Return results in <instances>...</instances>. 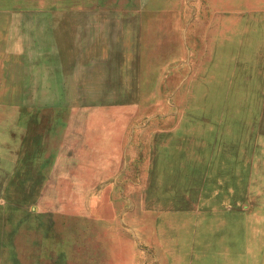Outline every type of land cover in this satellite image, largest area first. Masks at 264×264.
Wrapping results in <instances>:
<instances>
[{"label":"rangeland","instance_id":"374dc122","mask_svg":"<svg viewBox=\"0 0 264 264\" xmlns=\"http://www.w3.org/2000/svg\"><path fill=\"white\" fill-rule=\"evenodd\" d=\"M0 264H264V0H0Z\"/></svg>","mask_w":264,"mask_h":264},{"label":"crops","instance_id":"0c3cea01","mask_svg":"<svg viewBox=\"0 0 264 264\" xmlns=\"http://www.w3.org/2000/svg\"><path fill=\"white\" fill-rule=\"evenodd\" d=\"M49 182L52 183L50 188H57L58 183L60 182L59 180H66L67 182L71 183V177L67 175H57L54 171L51 172V175L49 176ZM71 186V184H69ZM44 210H50V208H45Z\"/></svg>","mask_w":264,"mask_h":264}]
</instances>
